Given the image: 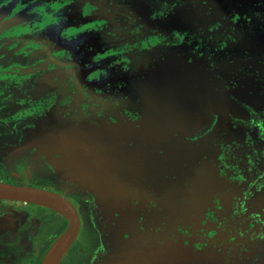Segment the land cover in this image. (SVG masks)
<instances>
[{
    "label": "rangeland",
    "instance_id": "obj_1",
    "mask_svg": "<svg viewBox=\"0 0 264 264\" xmlns=\"http://www.w3.org/2000/svg\"><path fill=\"white\" fill-rule=\"evenodd\" d=\"M86 2L92 3L88 10L81 7ZM203 4L211 8L209 18L180 0H0V22L20 5L11 23L4 28L0 25V182L58 191L78 208L88 234L84 237L81 233L82 243L77 239L60 264H264V192L246 210L239 191L231 187L216 201L197 232L178 217L168 223L167 217L158 213V200L150 186L163 188L160 198L168 203L169 186L187 169L172 166L170 161L181 165L205 151H200L198 143L189 137L176 135L159 147L122 145L105 152H59V140L45 134L41 124L132 117L119 99L107 97L119 94L128 73L155 65L165 53L163 48L211 58L212 75L222 88L233 89L236 96L264 100V69L242 71L230 42L251 32L250 22L260 31L264 0H204ZM85 13L90 16L81 18ZM123 14L140 29L108 33ZM215 15H220L217 21L206 24ZM156 23L160 30L143 29ZM104 31L106 35H102ZM67 33L70 37L63 38ZM258 60L264 61L263 52ZM248 102L242 101L252 108ZM33 119L44 122L38 124ZM217 128V119L212 117L195 136L211 135ZM221 142V137L215 136L213 144ZM159 148L160 162L151 165L152 172L146 175L150 182H139L135 189L129 184L131 177L145 176L134 168L145 171L144 165L140 166L143 153L137 150L154 153ZM219 149L218 155L223 158L224 150ZM116 153L134 164L126 162V167H119L126 183H121L115 168L107 166L112 154L110 165H119ZM238 154L235 145L225 156L228 162H235ZM89 160L93 161L90 164L99 162L101 167L86 166ZM118 191L146 196L152 220L144 224L139 221L142 230H130L139 222L134 219L138 215L129 212L123 221L128 226L93 236L91 231L98 232L87 224L96 226L101 216L86 203L87 198ZM113 199L121 203L123 194ZM171 205L177 202L172 199ZM112 210L120 212L117 206ZM177 214L185 216L180 211ZM192 220L188 218L187 222ZM236 223L243 224L244 229ZM157 225L164 227L157 230ZM67 227L68 219L50 207L0 198V264H40V255Z\"/></svg>",
    "mask_w": 264,
    "mask_h": 264
},
{
    "label": "flooded vegetation",
    "instance_id": "obj_2",
    "mask_svg": "<svg viewBox=\"0 0 264 264\" xmlns=\"http://www.w3.org/2000/svg\"><path fill=\"white\" fill-rule=\"evenodd\" d=\"M194 1H195V4H197V5L194 6V9H192V7H190L191 10H193L196 13L198 11L199 12L202 11L201 14L203 15V17L207 18L209 16L208 14L211 13V11L209 12V9L211 10V8L208 6H205L203 4L204 0H194ZM4 3H7V1H4ZM88 4L90 5V7L92 6L91 5L92 3L86 2L85 4H82L81 7H84L86 9V5H88ZM16 6L14 7L13 10L11 9L9 11L8 15H6L3 19H1L0 25H3V28H4V25L6 26V25L11 23L10 20L12 17L16 16V13H17L16 11H18L20 5H18L17 7ZM88 9H86V10H88ZM204 10H207V12ZM87 16H90V15L86 14L85 17H81V18L85 19ZM219 16L220 15H218V16L215 15L206 24H210L212 21H214V22L217 21ZM121 17L123 19H119L120 23L117 25H114L113 26L114 28L111 31H108V33H110V32H121L125 28H129V30H131L133 27H135V28H133L134 30L140 29L139 28L140 26H138V24L136 22H133V21L131 22V21L127 20L126 15L123 14ZM124 18L126 21L124 20ZM260 22H261L262 26L260 27L259 32H257L256 26L250 22L248 24L253 29L251 32H245L244 34H242V36L240 38L233 37L230 39V42L232 43V49H233L232 52L240 60V68L242 71L244 70L246 72L255 73V72H257L258 69L259 70L264 69V61L258 60L259 53L260 52L264 53V26H263L264 17L261 18ZM256 23H258V19H257ZM155 25L149 24V25H147V27L145 25V27H143V29L145 31H156V28H158V30H160L159 29V27H160L159 23H156ZM40 34H41V32H39V35ZM106 34H107V31H104L102 33V35H106ZM48 35H50V37H51L50 33ZM70 35H71V33H67V35H65L63 38H69ZM56 36L59 37V34H56ZM243 45H244V47H241ZM0 46H3V44ZM163 49H165V53L160 56V58L155 63V65H150V66L147 65L145 67H142L141 69H136V71H134V72L128 73L127 76L125 77L127 79L125 81H123L119 86V94L118 95L112 94L111 96L107 97V99H109V100L119 99L121 104L123 105V108L127 110L128 115L130 114L132 117L128 118V116H127V117L112 118V119L102 120V121H98L95 119H86V120H82V121L70 120V121H67L65 123L57 122L56 120H53V121L47 122V123H45L42 120L35 121L33 119V121H35L38 124H40L41 122H44V123H41V124H44L42 126V127H44V130H46V128L51 126V125L62 126V125H65V124L71 123V122L82 123V122H88V121L94 122L97 124H100L103 122H113L114 121V122H126V123H132V124L138 125L141 118H142V115H143V109H144L143 102H142L141 97H131L130 90H128V81H130L132 79H136V78H140V77H144V76L153 74L158 69L162 59L166 58L170 53H175V54H178L180 56H185L186 58H188L192 61H193V59L197 60L199 66L206 71L208 78L211 81V83L218 90H221L223 92L227 91L228 97L238 105L241 114L237 115V114H234V113L229 112V111H227L225 113L220 112V111L215 110L212 105H207V112L209 113L207 116V120L204 121L203 124H200V126H198V128L191 131L190 133H186V132H183L181 130H177L171 139L166 140V141H158V142L147 141V140L142 139V138H135V139H132L129 141L127 140V141L122 142V143L112 144V145L107 146V147L95 146V147L90 148V149H87V148L80 149V148L65 147L61 143L59 136L49 134V135H53L52 138H54V139L57 138L59 140L60 144L58 146L61 149V150H58L59 152H62L64 149H69L72 152L73 151H81V152H85V153L90 151V150H92V151L102 150L105 152L106 150H111L117 146H122V145H125V146L126 145H134L137 148H141V147L144 148V147H151V146L159 147L160 145L171 142L176 135H178L180 137H184L185 139H187L189 137V139L198 143V148H201L200 151L205 150V151H203L204 152L203 154L198 155L195 159H188L187 161H184L183 164H181V165H177V164H175L174 161H170V162H172V166H175V167L177 166L180 168H186L187 167V169L182 173V175H183L182 177H175L174 182H172L171 185L169 186L168 193L170 195L171 200L168 201V203L163 202L160 198L161 195H163V188H160V186L158 184H154L153 186H150V188L153 191L152 193L154 195H156V199L158 200V205L160 207V210L158 213L167 217L166 219H167L168 223H170L172 221L173 217H178L180 220L185 222L188 226H191V231L193 232V231H196L197 228L200 227L201 223L206 218V215L216 207V201L219 198H222L223 196L225 197V195L227 194L226 191L228 189H230L231 187H233L231 189H234V190L236 189L237 191H239L240 197L243 200L244 207L246 210H249L250 203L254 202V199L257 197V195H259L260 192H264V100H262V99L261 100H251L253 98H248V97L243 98L242 96L234 95L233 89L230 90L228 88H222L216 82L214 76L212 75V66H211L212 59L211 58H204V57L200 56L199 54L198 55H196V54H192V55L189 54L188 55V54H183L180 52L169 51L167 48H163ZM157 52H160V51L157 50L156 53ZM242 99H245V100H242ZM249 100H250V102H248L247 104L249 106H251L253 109L247 107L244 103H242V101L245 102V101H249ZM212 117L217 119L218 128L211 135H205L204 137H201V138L199 137L197 139V137L195 135L198 132H200L208 124V122L211 120ZM27 129L29 130V128H27ZM28 134H29V132H28ZM45 134H48V133H45ZM217 135L219 137H221L222 142L213 144L215 142V136H217ZM235 145H237L238 149H239V154L237 155L238 156L237 160L235 162H228V159L225 155H227L231 150H234ZM214 147H218V148H214ZM219 148L224 150L223 158L219 157V155H218V151H220ZM137 151L143 153L142 154L143 159L140 162V164H142V165H140V166L144 165L143 167H145V171H142V169H138L136 166H134V164L132 162H129L125 158H122V156L120 154H117V153H116L117 155L114 156V157H116L117 162L119 163V165L117 167L110 165V162L112 161L111 157L113 154L110 155L109 156L110 158L108 157V159H107V166L115 168V170H116V172L120 178L121 183H126V181H125V175H124L123 171H121V169H119V167H122V169H123V167H126V165H127V164H125L126 162H128L129 165H133L135 170L138 171L140 174L141 173L145 174V176H143V179H140L139 176H136V175L131 177L129 184H134L135 189L137 187H139V185H141V184L144 185V183H145V185H146V182H144L146 180H147V184H148V182H150V180H148L149 178L146 175L149 173L151 174L152 169H150V166L156 165L157 161H159V159H160L159 154L161 153L162 150H161V148H159V150L155 151L154 153L145 152L144 149L137 150ZM213 154L216 155L217 159L214 162V164L211 165V168L216 169V173L218 175V177H217L218 182L212 183L211 189L213 190L212 191L213 196L211 195L212 192L211 193H209V192L204 193V199H210L208 197L210 195L212 197H211V202H209L207 204L206 208L202 211L201 217H199L197 219H193L192 222L189 223V222H187V220H188L187 215H185L183 218H181L177 214L178 211H180L181 213H183V212H182V209L180 206L177 209V206L179 204V199L173 195V192H172L173 187L176 185L177 186L181 185L182 187H189V186L193 185L198 178V173H199V170L201 168L203 160L206 158L212 157ZM88 162H89V164L86 166L91 167V165H93V167H101L99 162H94V164H90L93 162L91 160H89ZM163 163H168V162H163ZM170 165H171V163H170ZM231 167H233L235 169H230ZM131 174H133V173H131ZM134 174H135V172H134ZM220 180H224V182H226L228 184L223 185ZM139 182H141V184ZM156 188L160 189L159 193L156 192V190H155ZM56 192H58V191H56ZM118 194H123L124 200L121 203L117 202V204H116V201L113 198L115 196H117ZM118 194H116L114 192H112V193L104 192L102 194V196L94 197L90 194V196L87 198L88 200L86 201V203H90L95 208L94 212H97V214H100V216H101V220H100L99 224H96V226L99 225V227H96L95 225L93 226V225L87 224V226H89V228L91 230L98 232V234H96V233L91 231L90 233L93 236L98 237L99 235L106 234V231H112V230L118 231L119 229H123V227L128 226L126 224H123V221H124V217L126 215H129V212H130V214L135 213L136 215H138V216H134V219L137 222H139V221L142 222V224H144L146 221L152 220L153 216L150 214L151 213L150 207L148 205V202L145 201V198H147L146 196L143 197V195L137 194L138 196L135 197V196H133V195H135V193L129 194V193L122 192V191H118ZM141 194H145V193H141ZM172 199H174V201L177 202V205H175V206L171 205ZM186 199H188V197ZM97 200H98V202H97ZM105 200H106V202L104 204L103 201H105ZM129 200H131L133 205L131 204V202H128ZM204 202H205V200H204ZM128 203H129V205H128ZM115 206L119 207L120 212H117V213L113 212L112 209H114ZM162 209H165L166 213H164L162 211ZM77 210H78V208H77ZM78 213L80 215L81 225H80V231H79L77 239H79L82 243V238L80 237L81 233L82 232L84 233L83 234L84 237H86L85 235H87L88 233H85V231H84V228H83L84 226L82 225V221H81V213L79 210H78ZM253 215L255 216V213H253ZM242 216H244V218L246 219V222H248V220H249L248 216L246 217L244 214ZM156 220H157V218H156ZM2 221H6V220H2ZM118 221H120V222H118ZM140 222L136 225L131 226L130 230H135V231L142 230L143 228H142V224ZM236 226H241L239 228L241 230L244 229L243 224L236 223ZM163 227H164V225L163 226L157 225V226H155V229L160 230ZM246 228H248V226H246ZM63 232H61L55 238L54 242ZM195 234L197 235V233H195ZM229 235H230V233H229ZM51 246H52V243L50 244V246H48V248L45 250V252H43V254L40 255L41 256L40 264L43 261L46 253L48 252V250ZM73 247L74 246L72 244L70 246V248L68 249V251L63 255L61 261L64 260V258H66V255L71 252ZM85 249L86 248L84 246V249L81 250L80 252L83 253V251H85ZM104 250L109 251L108 249H104ZM113 251H119V250H113ZM96 254L101 255L100 252H97ZM0 261H3V260H0Z\"/></svg>",
    "mask_w": 264,
    "mask_h": 264
},
{
    "label": "water",
    "instance_id": "obj_3",
    "mask_svg": "<svg viewBox=\"0 0 264 264\" xmlns=\"http://www.w3.org/2000/svg\"><path fill=\"white\" fill-rule=\"evenodd\" d=\"M131 97H141L143 115L138 125L126 122L67 123L51 125L45 133L59 136L65 147H107L135 138L158 142L172 138L177 130L190 133L207 120V105L220 112L241 114L227 91L218 90L197 60L170 53L150 75L128 81ZM200 114L202 115L200 118ZM0 198L44 205L68 219V227L49 248L41 264H60L77 239L80 215L64 195L42 187L0 182Z\"/></svg>",
    "mask_w": 264,
    "mask_h": 264
},
{
    "label": "bare ground",
    "instance_id": "obj_4",
    "mask_svg": "<svg viewBox=\"0 0 264 264\" xmlns=\"http://www.w3.org/2000/svg\"><path fill=\"white\" fill-rule=\"evenodd\" d=\"M89 7H90L89 4L86 5V9H88ZM241 47H244V45ZM201 116L202 115L200 114V118ZM216 159H217L216 155L213 154L212 157L203 160L201 168L198 173V178L193 185L189 187H182L181 185L179 186L176 185L173 187L172 190L173 195L179 199V204L177 207L179 208L180 206L183 214L187 215L188 218L197 219L201 217L202 211L206 208L207 204L211 202V197L213 196L212 195L213 190L211 189L212 183L218 182L217 180L218 175L216 173V169L211 168V165L214 164ZM220 181L222 182L223 185L228 184L224 182V180H220ZM155 190L157 193L160 192L159 188H156ZM205 192L206 193L212 192L211 193L212 196L211 195L208 196L210 199H204ZM187 197L188 199H186Z\"/></svg>",
    "mask_w": 264,
    "mask_h": 264
},
{
    "label": "trees",
    "instance_id": "obj_5",
    "mask_svg": "<svg viewBox=\"0 0 264 264\" xmlns=\"http://www.w3.org/2000/svg\"><path fill=\"white\" fill-rule=\"evenodd\" d=\"M139 2L143 1V0H137ZM161 2H164V0H159ZM181 2H186V3H189V4H192L190 7H192V9H194V6H196L197 4H195V1L194 0H180ZM173 3L176 2V0H172ZM23 185V184H22ZM65 230V229H64Z\"/></svg>",
    "mask_w": 264,
    "mask_h": 264
}]
</instances>
